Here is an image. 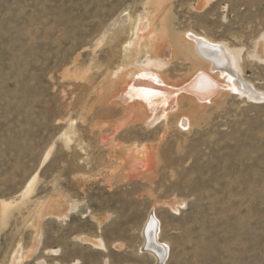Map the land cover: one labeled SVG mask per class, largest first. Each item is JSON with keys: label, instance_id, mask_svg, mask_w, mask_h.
I'll return each instance as SVG.
<instances>
[{"label": "rangeland", "instance_id": "374dc122", "mask_svg": "<svg viewBox=\"0 0 264 264\" xmlns=\"http://www.w3.org/2000/svg\"><path fill=\"white\" fill-rule=\"evenodd\" d=\"M144 1L0 0V203L18 202L38 172L29 202L0 217V264L17 249L26 264H155L141 251L154 212L171 248L165 264H264V99L231 91L187 131L179 115L149 125L100 97L101 73L124 62L128 15L143 28L154 11ZM197 2L168 0L171 35L243 47L245 78L264 90V61L253 56L264 0ZM118 26L124 33L112 39ZM192 67L174 53L163 72L179 84ZM70 123L77 141L66 145ZM134 146L151 150L150 164L130 158ZM53 195L77 207L37 228V204ZM84 234L107 249L82 243Z\"/></svg>", "mask_w": 264, "mask_h": 264}, {"label": "bare ground", "instance_id": "6f19581e", "mask_svg": "<svg viewBox=\"0 0 264 264\" xmlns=\"http://www.w3.org/2000/svg\"><path fill=\"white\" fill-rule=\"evenodd\" d=\"M167 2L168 0L144 1V6L151 4L154 6V11L148 13L147 24L143 28H141L142 17L132 19V16L128 15L129 24H131L130 36L124 39L122 44L120 43L124 51L122 55L124 62L101 73L103 77L101 93L103 94L100 97L107 99L106 102L118 103L129 118H139L138 120L149 125L159 120L164 123V127H168L171 116L179 115L176 116L178 128L187 131L196 121H200L204 108L213 103H221L231 91H235L241 97L263 100L264 90L258 89L249 79L245 78V71L243 72L240 63L243 59L244 48L232 47L225 41H216L193 32L172 36L168 26ZM206 3L204 0H198L197 8L203 7ZM118 30H115L117 32H114V35L112 34V39H119L125 28L118 26ZM174 53H177L181 60L193 64V74L179 81V84L171 83L167 74L163 72L164 68L168 67ZM253 56L259 61H264V34L256 42ZM227 80L231 85L226 82ZM252 87L258 90L254 88L253 91ZM182 98L188 99L189 102H181ZM185 102L189 104L191 112H181V103ZM161 108L164 114L162 118L156 119L154 114ZM70 128L72 132L66 131L62 135L65 136L66 145L77 141L76 137L74 139L76 130L74 131L72 123H70ZM168 130L165 128L164 132L162 131L163 137ZM51 151L52 147L47 151L44 162L49 158ZM130 151L131 153H128L131 157H129L133 160L150 164L153 159V153L148 148L143 151L138 146H134ZM37 175L38 172L27 182L18 202L4 199L1 201L0 217L3 221L10 214L11 207L22 206L27 204V201L29 202ZM76 207L77 204L67 205L63 197L53 195L48 200L37 204L32 224L39 228L45 217L65 219ZM161 232V220L154 212V216L147 217L143 225L144 242L141 251L151 254L155 259V264L167 263L171 253L169 243L161 239ZM79 240L98 249H107L105 241L100 236L84 234L79 236ZM18 251V249L13 251L8 264H26L25 255H18ZM45 252L50 253L52 250L47 249ZM44 260L38 261L37 264H47Z\"/></svg>", "mask_w": 264, "mask_h": 264}]
</instances>
